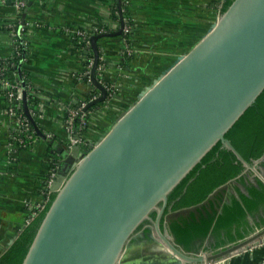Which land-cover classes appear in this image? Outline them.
I'll return each mask as SVG.
<instances>
[{
  "label": "water",
  "instance_id": "obj_1",
  "mask_svg": "<svg viewBox=\"0 0 264 264\" xmlns=\"http://www.w3.org/2000/svg\"><path fill=\"white\" fill-rule=\"evenodd\" d=\"M122 27L121 22L116 32L90 38V77L101 95L85 110L106 99L95 79L98 41L120 37ZM263 90L264 0H234L91 149L81 152L74 146L63 155L50 187L55 198L22 264H226L264 247V226L215 254L189 252L160 229L168 195L218 142L242 163L241 177L264 171L263 158L248 164L224 137ZM23 106L28 115L25 99ZM229 185L241 188L231 180L208 197L206 208H184L166 215L164 222L217 211V197ZM152 213L153 228L136 233L152 221ZM258 264H264V256Z\"/></svg>",
  "mask_w": 264,
  "mask_h": 264
},
{
  "label": "crops",
  "instance_id": "obj_2",
  "mask_svg": "<svg viewBox=\"0 0 264 264\" xmlns=\"http://www.w3.org/2000/svg\"><path fill=\"white\" fill-rule=\"evenodd\" d=\"M223 1L127 0L133 25L132 53L124 56L120 37L98 41L102 67L96 69L95 79L106 90V99L85 110L101 94L92 85V67L84 66L85 59L71 39L98 27L116 32L112 0H0V61L12 53L6 27L22 15L28 50L22 67L35 100L29 116L42 135L32 125L33 142L12 151L15 123L6 114L7 101L0 91V256L30 223L45 200L50 170L56 166L58 171L63 155L71 150H66L69 135L64 126L68 111L86 114L83 137L94 146L144 88L208 33ZM18 3L23 5L19 11ZM109 90L113 91L110 99ZM263 256L264 247L256 248L232 258L231 264H258Z\"/></svg>",
  "mask_w": 264,
  "mask_h": 264
},
{
  "label": "trees",
  "instance_id": "obj_3",
  "mask_svg": "<svg viewBox=\"0 0 264 264\" xmlns=\"http://www.w3.org/2000/svg\"><path fill=\"white\" fill-rule=\"evenodd\" d=\"M233 1L234 0H224L221 4L220 14L224 13ZM124 9L125 11L122 13V16L130 19L127 6L126 8L124 7ZM111 15L113 21L118 26L120 19L118 15L115 14L114 5L111 9ZM21 16L22 15L17 16L8 24L14 26V30L16 31V43H12V48L14 45H17L19 47L20 56L11 59V62H13L15 66H7L6 72L10 73L12 71H16L17 74L19 73L22 83L27 86V74L21 64V60L26 59L28 56V50L26 47L27 27H25V23L22 22ZM130 25L132 29L129 34V45L132 47L131 37L133 25L131 20ZM19 26H23V30L20 32ZM95 29L96 28L86 31V35L92 34ZM104 29L106 31H110L105 27ZM11 30L12 29L9 26L6 27V31L9 35ZM71 43L85 59L84 66L87 68L91 60H93V53L90 48L86 46L85 40L81 37H73L71 39ZM101 64L99 56L97 67ZM83 80L86 82L85 78H83ZM33 94V92H27L26 94V109L28 112L32 110L31 105L35 103ZM23 109L25 111L24 106ZM77 123L78 119L75 120V124ZM224 137L231 143L242 159L248 164L259 160L264 155V90L257 97L255 103L243 113V115L228 130ZM243 171L244 167L242 163L237 160L232 152L222 148L221 143L218 142L201 159L200 163H198L168 195L167 208L165 212L179 211L184 208L199 205L217 188L225 185L231 180L241 177ZM234 188L237 187L234 186ZM259 194L264 197L263 186H261ZM54 198L55 193L50 196L49 202L46 204L44 209L35 218H33L29 224L26 225L13 244L2 253L0 256V264H22ZM235 207L236 208H233V210L228 209L226 215L220 219L214 229L215 233L220 226H226L227 224L238 220V218L242 216V208L239 207V204ZM246 208L250 210L251 207L247 206ZM190 216L191 218L193 217V220H190L189 218L188 220L185 219L186 221H175L171 227V232L176 237V243L184 247V249H188L189 243L195 238L205 236L210 229L211 222L213 221V219L208 220L204 227H199V224L195 221V217L193 215ZM150 217L154 219L155 213H152ZM162 226L163 222L161 219L160 227Z\"/></svg>",
  "mask_w": 264,
  "mask_h": 264
},
{
  "label": "built area",
  "instance_id": "obj_4",
  "mask_svg": "<svg viewBox=\"0 0 264 264\" xmlns=\"http://www.w3.org/2000/svg\"><path fill=\"white\" fill-rule=\"evenodd\" d=\"M113 5L115 8V14L118 15L120 19L118 27L121 22L123 23L121 36H120L122 42L123 54L124 56L129 57L132 53V49L129 45V41H130L129 34L131 33L132 28L130 25V19L122 16V13H124L125 11L124 7L126 8L127 6V0H112V6ZM22 7L23 5L21 3L15 5L17 11H19ZM9 27L12 29L10 32V38L12 39V43L13 42L16 43L17 34L16 31L14 30V26L10 25ZM22 30H23V26H19V32ZM106 32L107 31L103 27H98L90 35H86L85 32H79L77 35H75V37H81L83 40H85L86 46L89 48L90 38L92 36L101 35ZM18 56H20L19 47L17 45H14L10 57L8 59L0 61V91L4 99L7 101L8 106H7L6 114L15 123V132L10 140L12 151H14L15 153L28 147V145L31 144L35 139V132L32 128L30 118L28 117V115H30V112H28L27 115L23 109V100L24 99L26 100L27 92H33L32 87L29 84L25 86L22 83V80L20 79L19 73L17 74L16 71H12L10 73L6 72L7 66L10 67L15 66V64L11 62V59ZM24 61L25 59H22L21 64ZM92 65H93V60H91L89 64V68L92 67ZM99 67H102V65H99ZM96 69H98V67ZM85 74L89 75L88 73ZM112 95H113V91L109 90V99L112 97ZM94 99H96V97ZM76 119H78L77 124H75ZM64 126H65V130L69 135L66 150H70L74 146H78L81 152H83L93 147L83 137V132L87 127V122H86V114L82 110L81 112L72 109L69 110L65 119ZM56 168H57L56 166H53L52 169L50 170L49 177L47 178V181L45 183V192H44L45 200L42 203V205L38 206L37 212L34 214L33 218H35L44 209L46 204L49 202L50 196L53 194V192L50 190V187L52 186L54 182V176L57 173Z\"/></svg>",
  "mask_w": 264,
  "mask_h": 264
},
{
  "label": "flooded vegetation",
  "instance_id": "obj_5",
  "mask_svg": "<svg viewBox=\"0 0 264 264\" xmlns=\"http://www.w3.org/2000/svg\"><path fill=\"white\" fill-rule=\"evenodd\" d=\"M262 158L264 160V155L260 159ZM234 180L238 181V184L241 188H234V185H229L227 191L224 192L222 197H217L218 201L215 199L218 202V210H213L212 213L204 211L198 216V218L195 219V221L199 224V227H204L208 220L213 219V221L211 222L208 233L203 237H198L192 240L189 243L188 249L185 250L194 254L200 252L215 254L218 251L223 250L228 246L236 244L237 242L245 239L246 237L259 230L260 227L264 226V197L259 194L261 186L264 187V171L254 172L253 170H250L249 174L245 177H239ZM208 197L199 204L202 208H206L202 205L206 200H208ZM238 204L239 207L242 208V216H240L238 220L229 223L226 226H220L215 233L214 229L220 219L226 215L228 209L233 210V208H236L235 206H237ZM247 206L251 207L250 210L246 208ZM172 212L175 211H169L167 213L164 212V215L162 217L163 226L160 227V229L161 231L166 230L170 234V236L175 239L176 237L171 232V227L175 221L171 220L169 224L164 222V217ZM155 217L151 222L145 223L140 228H138L136 233L143 231L145 226L153 228ZM189 218L190 220H193V217L191 218V216L184 219L179 218V220L186 221ZM143 232L145 234L148 233L146 230H144ZM132 244L135 245L136 241H132ZM178 246L182 247L180 245Z\"/></svg>",
  "mask_w": 264,
  "mask_h": 264
},
{
  "label": "rangeland",
  "instance_id": "obj_6",
  "mask_svg": "<svg viewBox=\"0 0 264 264\" xmlns=\"http://www.w3.org/2000/svg\"><path fill=\"white\" fill-rule=\"evenodd\" d=\"M231 261H232V260L230 259L228 262H226V264H231Z\"/></svg>",
  "mask_w": 264,
  "mask_h": 264
}]
</instances>
